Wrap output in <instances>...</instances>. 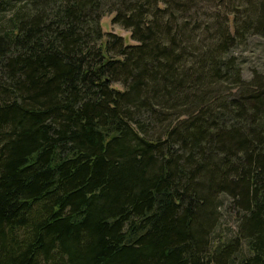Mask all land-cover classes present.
Returning a JSON list of instances; mask_svg holds the SVG:
<instances>
[{"label": "trees", "instance_id": "1", "mask_svg": "<svg viewBox=\"0 0 264 264\" xmlns=\"http://www.w3.org/2000/svg\"><path fill=\"white\" fill-rule=\"evenodd\" d=\"M252 34L264 0H0V264H264Z\"/></svg>", "mask_w": 264, "mask_h": 264}, {"label": "rangeland", "instance_id": "2", "mask_svg": "<svg viewBox=\"0 0 264 264\" xmlns=\"http://www.w3.org/2000/svg\"><path fill=\"white\" fill-rule=\"evenodd\" d=\"M232 2H226V6H220L215 2L203 3L198 7H195L194 11H200L203 16L214 17L215 15L220 16L223 20L227 19L230 15V8ZM114 14L107 13L101 19V26L104 32H113L115 34L122 35L127 43H137L131 37V31L123 28L119 24H114L112 21ZM231 16V15H230ZM232 55L235 57L237 63L240 65L246 79L253 77L255 72L264 74V37L259 34H252L246 41L241 42L232 48ZM118 86V85H117ZM225 215V223L223 232L224 234L230 235L235 231V221L232 215ZM227 228H226V227Z\"/></svg>", "mask_w": 264, "mask_h": 264}]
</instances>
